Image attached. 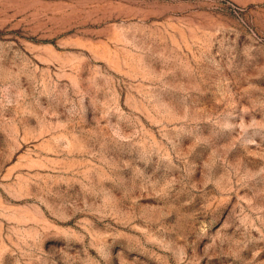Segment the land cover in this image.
<instances>
[{
  "label": "rangeland",
  "instance_id": "374dc122",
  "mask_svg": "<svg viewBox=\"0 0 264 264\" xmlns=\"http://www.w3.org/2000/svg\"><path fill=\"white\" fill-rule=\"evenodd\" d=\"M0 264H264V0H0Z\"/></svg>",
  "mask_w": 264,
  "mask_h": 264
}]
</instances>
